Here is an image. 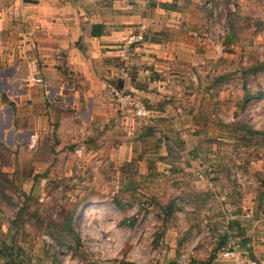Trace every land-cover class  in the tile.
Masks as SVG:
<instances>
[{
	"label": "crops",
	"instance_id": "1",
	"mask_svg": "<svg viewBox=\"0 0 264 264\" xmlns=\"http://www.w3.org/2000/svg\"><path fill=\"white\" fill-rule=\"evenodd\" d=\"M252 7L263 8L264 0H0V148L56 161L51 173H98L134 159L135 175H153L162 146L158 154H167L165 147L191 140L190 127L206 126L197 114L204 81H213L219 99L250 95L219 81L246 77L236 71L246 59L224 58L238 47L237 28L250 25L244 14ZM140 30L143 40L123 60L124 39ZM113 85L131 90L146 114L120 108ZM194 188L219 195L223 211L205 217L212 232L206 243L198 241L203 229L194 231V252L224 264L219 251L236 241L251 264H264V199L252 200L245 188L241 201L220 185ZM186 200L207 214L215 206ZM26 260L24 253L20 263ZM201 260L194 264H210Z\"/></svg>",
	"mask_w": 264,
	"mask_h": 264
},
{
	"label": "rangeland",
	"instance_id": "2",
	"mask_svg": "<svg viewBox=\"0 0 264 264\" xmlns=\"http://www.w3.org/2000/svg\"><path fill=\"white\" fill-rule=\"evenodd\" d=\"M261 9H246L250 25L239 24L240 43L224 58L246 59L245 68L236 64V71L245 70L246 77L231 82L225 74L219 81L221 87L235 84L250 95L219 99L213 81H204L199 97L204 110L197 114L205 117L206 126L190 127L189 133H195L191 140L165 147L167 154H158L162 146L153 175H135L139 163L134 159L113 162L108 171L99 167L98 173H51L56 161H30L19 149L0 148V249L11 253L0 256V264L7 258L21 264L24 253L28 264H194L198 259L220 264L211 252H194L195 242L212 237L205 217L223 215L220 196L194 187L229 188L234 201L245 198V188L252 200L264 199ZM59 167H66L65 162ZM186 199L214 204L213 212L207 214L200 206L191 210ZM195 220L196 230H191ZM200 229L197 241L194 231Z\"/></svg>",
	"mask_w": 264,
	"mask_h": 264
},
{
	"label": "built area",
	"instance_id": "3",
	"mask_svg": "<svg viewBox=\"0 0 264 264\" xmlns=\"http://www.w3.org/2000/svg\"><path fill=\"white\" fill-rule=\"evenodd\" d=\"M144 35L143 31L140 30L138 32H130V34L124 39L122 43L123 53L120 55L123 57V60H127V54L129 53V49L135 47V44L141 43ZM110 93L114 98L116 104L122 109H133L136 110L137 114L145 115L147 109L141 103L138 104L135 95L131 90H126L118 87L117 85H113L110 88ZM46 238L45 236H43ZM219 259L224 264H251L249 260L245 258L242 253V250L238 247V242L230 241L227 246L222 247L218 254Z\"/></svg>",
	"mask_w": 264,
	"mask_h": 264
},
{
	"label": "trees",
	"instance_id": "4",
	"mask_svg": "<svg viewBox=\"0 0 264 264\" xmlns=\"http://www.w3.org/2000/svg\"><path fill=\"white\" fill-rule=\"evenodd\" d=\"M218 245H222V242H220V243H218ZM0 256H10L11 257V253H7V252H5V250H3V249H0ZM7 259H9V258H7ZM10 260V259H9Z\"/></svg>",
	"mask_w": 264,
	"mask_h": 264
}]
</instances>
